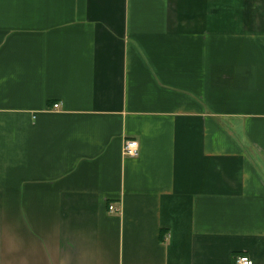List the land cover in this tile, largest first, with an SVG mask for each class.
Listing matches in <instances>:
<instances>
[{"label": "crops", "instance_id": "obj_1", "mask_svg": "<svg viewBox=\"0 0 264 264\" xmlns=\"http://www.w3.org/2000/svg\"><path fill=\"white\" fill-rule=\"evenodd\" d=\"M240 256L264 264V0H0V264Z\"/></svg>", "mask_w": 264, "mask_h": 264}, {"label": "built area", "instance_id": "obj_2", "mask_svg": "<svg viewBox=\"0 0 264 264\" xmlns=\"http://www.w3.org/2000/svg\"><path fill=\"white\" fill-rule=\"evenodd\" d=\"M56 104L55 107H58ZM140 146L136 139H127L124 143V154L130 157H137L139 155ZM111 210H115L114 206H110ZM237 264H254L249 256H240L237 258Z\"/></svg>", "mask_w": 264, "mask_h": 264}]
</instances>
